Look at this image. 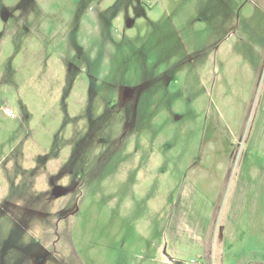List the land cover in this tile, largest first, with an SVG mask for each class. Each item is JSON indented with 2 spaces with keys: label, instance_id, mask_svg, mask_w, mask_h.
I'll use <instances>...</instances> for the list:
<instances>
[{
  "label": "rangeland",
  "instance_id": "374dc122",
  "mask_svg": "<svg viewBox=\"0 0 264 264\" xmlns=\"http://www.w3.org/2000/svg\"><path fill=\"white\" fill-rule=\"evenodd\" d=\"M264 261V0H0V264Z\"/></svg>",
  "mask_w": 264,
  "mask_h": 264
},
{
  "label": "trees",
  "instance_id": "16d2710c",
  "mask_svg": "<svg viewBox=\"0 0 264 264\" xmlns=\"http://www.w3.org/2000/svg\"><path fill=\"white\" fill-rule=\"evenodd\" d=\"M257 264H264V261L258 262Z\"/></svg>",
  "mask_w": 264,
  "mask_h": 264
}]
</instances>
